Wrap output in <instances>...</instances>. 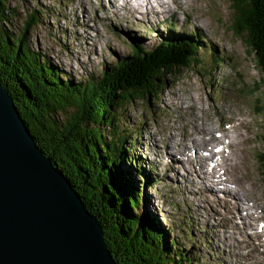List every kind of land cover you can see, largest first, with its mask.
Listing matches in <instances>:
<instances>
[{
	"label": "rangeland",
	"instance_id": "obj_1",
	"mask_svg": "<svg viewBox=\"0 0 264 264\" xmlns=\"http://www.w3.org/2000/svg\"><path fill=\"white\" fill-rule=\"evenodd\" d=\"M142 1L124 7L122 0H7L5 28L17 36L33 14L27 45L72 84L98 80L103 66L128 55L132 44L152 50L169 35L164 27V35L146 38L145 30L154 22L172 16L179 31L175 34L199 35L198 63L166 75L163 89L149 99L117 110L124 150L146 177L133 172L134 165L120 164L130 175L125 180L140 193L133 214H147L192 264H264V229L249 228L253 221L247 216L254 214L257 225L264 222V172L259 165L264 154L263 75L244 42L231 32L228 0H163L171 7L141 14L134 8ZM149 14L163 16L155 21ZM101 130L109 144L111 130ZM220 132L223 137L216 138ZM215 144L226 145L218 160L224 170L219 178L227 183L219 187L221 192L211 181L218 172L209 173L201 153L190 154ZM233 196L235 209L229 202ZM236 211L247 217L248 227L233 218ZM184 229L191 232V242Z\"/></svg>",
	"mask_w": 264,
	"mask_h": 264
},
{
	"label": "trees",
	"instance_id": "obj_2",
	"mask_svg": "<svg viewBox=\"0 0 264 264\" xmlns=\"http://www.w3.org/2000/svg\"><path fill=\"white\" fill-rule=\"evenodd\" d=\"M6 2L0 0V84L12 98L37 148L67 179L101 227L114 262L192 264L178 242L168 243L165 231L147 214H133L139 208L140 193L125 180L130 175L120 164L134 165L137 170L133 172L144 178L145 171L127 156L116 116L119 118L117 110L124 104L145 101L161 91L166 75L198 63L199 35L170 33L152 50L132 44L128 55L103 66L98 80L72 84L27 45L33 14L21 34L14 36L7 31L10 11ZM228 2L231 32L244 42L264 78V0ZM102 126L111 130L109 144L102 136ZM260 159L264 172V154ZM182 233L187 243L192 241L190 231L184 229Z\"/></svg>",
	"mask_w": 264,
	"mask_h": 264
},
{
	"label": "water",
	"instance_id": "obj_3",
	"mask_svg": "<svg viewBox=\"0 0 264 264\" xmlns=\"http://www.w3.org/2000/svg\"><path fill=\"white\" fill-rule=\"evenodd\" d=\"M0 264H116L0 84Z\"/></svg>",
	"mask_w": 264,
	"mask_h": 264
},
{
	"label": "bare ground",
	"instance_id": "obj_4",
	"mask_svg": "<svg viewBox=\"0 0 264 264\" xmlns=\"http://www.w3.org/2000/svg\"><path fill=\"white\" fill-rule=\"evenodd\" d=\"M117 1V0H116ZM121 1V0H120ZM135 2V1H138V0H130V2L128 1V0H122V2L120 3V4H122V6H124V7H128L129 6V3H131V2ZM152 0H143L142 2H138L137 3V6L134 8V11H136V12H138V13H143V12H149V11H152V12H162L163 10H165V6L163 5V4H161L160 3V1L159 0H154L153 1V3L151 2ZM154 3H156V5H154ZM167 8V7H166ZM156 14H158V13H156ZM195 127V126H194ZM197 130V129H196ZM201 132V131H200ZM198 133V132H197ZM203 137V136H202ZM195 145H198L197 143H195ZM183 150V149H182ZM199 150V149H198ZM186 151V150H185ZM185 151H183V152H185ZM189 152V151H188ZM196 153L195 154H199L198 153V151H195ZM214 180V179H213ZM207 189V188H206ZM224 192V191H223ZM227 193V192H226ZM236 195V194H235ZM239 196V195H238ZM241 197V196H240ZM239 197V198H240ZM229 199V198H228ZM243 201V200H242ZM241 201V202H242ZM229 202L231 203V205H233L234 207V209H235V207H237V204H238V201H237V199H236V201H235V198H234V196L233 197H231L230 199H229ZM236 203V204H235ZM244 204V203H243ZM246 206H248V208H251V207H249V205L246 203ZM245 208V207H244ZM246 209V208H245ZM237 210V209H236ZM249 210V209H248ZM236 213L238 214H236L233 218L236 220L238 217H239V220H241V222L245 225V228L246 227H248V224H247V222H246V219H247V217H246V219H242L241 218V214H240V212L239 211H236ZM254 214H249V213H247V216H248V218L250 219V221H253V222H251V224H250V226H249V228H252V225L254 226V228H255V230H258L259 228V225H257L256 223H258L257 221L255 222L254 221V219H255V215L253 216ZM263 216V215H262ZM261 216V217H262ZM262 219V218H261ZM256 220V219H255ZM249 222V221H248ZM264 229V228H263Z\"/></svg>",
	"mask_w": 264,
	"mask_h": 264
}]
</instances>
